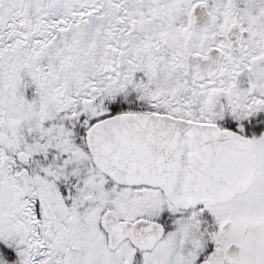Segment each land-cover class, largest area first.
Masks as SVG:
<instances>
[{"label":"flooded vegetation","instance_id":"af4514ba","mask_svg":"<svg viewBox=\"0 0 264 264\" xmlns=\"http://www.w3.org/2000/svg\"><path fill=\"white\" fill-rule=\"evenodd\" d=\"M96 1L0 0V102L10 113L6 142H0V264H264V101L234 121L257 157L251 187L229 203L191 209L177 208L159 190L113 182L88 149L90 128L85 136H62V96L42 102L47 91H73L63 72L73 78L81 28L96 32L93 73L109 75L111 28L123 26L132 35L145 23L149 30L156 7L168 4L167 23L185 44L189 80L222 86L219 122L231 119L239 87L247 96L242 102L254 92L264 96V85L254 81L264 71L258 66L264 0H119L138 7L139 21L121 19L113 27L95 14L103 11ZM242 60H250L248 68L241 67L230 88L226 77L224 85L216 80ZM245 78L247 85H240ZM112 212L136 228L113 232Z\"/></svg>","mask_w":264,"mask_h":264},{"label":"rangeland","instance_id":"374dc122","mask_svg":"<svg viewBox=\"0 0 264 264\" xmlns=\"http://www.w3.org/2000/svg\"><path fill=\"white\" fill-rule=\"evenodd\" d=\"M112 1H96L103 8V11L100 9L98 13H95L100 14L98 17L100 20L106 23L109 22L111 27L117 26L121 19L126 23L133 20L139 21V14L136 10L138 7L136 6V9H134L130 3L131 6L128 8L126 2L122 6L124 12L122 14L118 12L117 18L112 17V7L114 5L117 6V3ZM167 7L168 4L165 5L164 10L161 12H158L159 9L156 7L157 12L155 11L153 23L148 24L151 27L149 30L148 27L145 28V23L140 30L132 35L123 26H121V29L111 28L112 37L107 49L112 52L111 66L114 70H111L109 75H98L92 72V69L98 64L96 61L98 59L94 57L95 54H92V49L98 45L95 39L96 32H86L85 28L79 30L78 57L77 59L73 58V78L67 77L68 74L65 71L63 72V82H65L63 84L67 86L73 81V91H69L70 86H68V90H63L62 93L60 91L55 93L47 91L46 97L42 98V102H45L52 97L58 99L59 96H62L63 137L67 138L76 129V124L71 121H65V119L70 118L69 116L85 118L87 124L111 116L113 110L111 106L116 105V103L112 104L113 98L120 94H125L128 88L131 87L136 88V101H142L141 108H127L131 113L146 112L166 117L173 116L179 119L218 126V123L214 121V114L218 108L217 97L222 86H213L212 82L214 79L211 83L205 84V87L189 80L184 55L185 44L178 42V40L181 41V38H175L169 31L170 26L166 23L168 19ZM92 20L96 19L92 18ZM159 20L164 23L160 24ZM143 21L145 22V19ZM125 22L122 21V24L125 25ZM151 32H153L152 37L155 39L150 42L148 36ZM180 35L178 36L180 37ZM120 42H124V48H120ZM258 56L260 55L257 53L253 58ZM248 63H250V60L240 61L239 66L235 65L231 70L218 76L216 80L220 81L226 77V85H224L223 81L220 82L226 88H230L235 82L236 75L239 76L241 74V67L247 66ZM258 66L264 69V60L259 62ZM116 70L117 72H115ZM66 79H69L68 83H66ZM261 84L264 85V80L256 85ZM253 94H255L253 95L255 99L259 100H255V103L250 105V102H242L240 100V98L245 100L246 95H240L239 99L234 100V104L231 107L232 111L227 117H232L231 119L233 120H240L247 116L251 109L253 110L257 106L262 105L264 96H260V94L255 92ZM110 102L111 105H109ZM8 105V103L0 102V142L3 143L6 142V133L8 132V130H5L10 114ZM43 111L45 112V109H42ZM17 115L19 116V113ZM1 132L4 136H1ZM3 155L4 153L1 151L0 156ZM216 213L217 209L212 208L214 217ZM228 215L229 211L226 212V218L229 217Z\"/></svg>","mask_w":264,"mask_h":264},{"label":"water","instance_id":"95a60500","mask_svg":"<svg viewBox=\"0 0 264 264\" xmlns=\"http://www.w3.org/2000/svg\"><path fill=\"white\" fill-rule=\"evenodd\" d=\"M88 145L115 182L161 189L184 209L229 202L249 189L257 168L250 142L240 135L156 116L109 118L90 130ZM110 222L113 232L135 228L115 214Z\"/></svg>","mask_w":264,"mask_h":264},{"label":"trees","instance_id":"16d2710c","mask_svg":"<svg viewBox=\"0 0 264 264\" xmlns=\"http://www.w3.org/2000/svg\"><path fill=\"white\" fill-rule=\"evenodd\" d=\"M114 103H116V105L111 106V108L113 109L111 116H115L118 114H124V113H130V111H128L129 109H127V108L137 109V108L142 107V103H141V105H139L136 101V93L135 92L132 93V96H130L125 101L123 100V97L121 95L116 96L115 98H113L112 104H114ZM127 104H129V105H127ZM109 105H111V102L109 103Z\"/></svg>","mask_w":264,"mask_h":264}]
</instances>
